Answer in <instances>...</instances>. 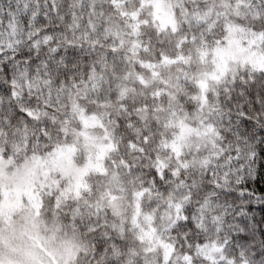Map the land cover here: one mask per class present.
Instances as JSON below:
<instances>
[{
	"label": "snow or ice",
	"instance_id": "snow-or-ice-1",
	"mask_svg": "<svg viewBox=\"0 0 264 264\" xmlns=\"http://www.w3.org/2000/svg\"><path fill=\"white\" fill-rule=\"evenodd\" d=\"M257 180L264 0H0V264H264Z\"/></svg>",
	"mask_w": 264,
	"mask_h": 264
},
{
	"label": "trees",
	"instance_id": "trees-1",
	"mask_svg": "<svg viewBox=\"0 0 264 264\" xmlns=\"http://www.w3.org/2000/svg\"><path fill=\"white\" fill-rule=\"evenodd\" d=\"M126 31V29H125ZM127 38V43L130 45L133 44L132 41L134 39H138V37H126ZM147 43V41H145V44ZM134 45V44H133ZM135 50L134 51H139L141 57L145 58L147 60V58L152 57L153 56V51H148V52H143L141 51L136 45H134ZM167 63V62H165ZM161 68H163V65H161ZM135 79V78H134ZM134 81V80H133ZM129 101L135 100L139 98V89H137L136 93H131L129 96ZM249 187H253V185H249ZM254 187L258 190V191H264V181L262 180H257L256 184L254 185ZM255 214H256V219L259 220L261 218V211L259 209L254 210Z\"/></svg>",
	"mask_w": 264,
	"mask_h": 264
},
{
	"label": "rangeland",
	"instance_id": "rangeland-1",
	"mask_svg": "<svg viewBox=\"0 0 264 264\" xmlns=\"http://www.w3.org/2000/svg\"><path fill=\"white\" fill-rule=\"evenodd\" d=\"M97 2L99 3L100 0H97ZM111 28H112V30H116V25H114V24L111 25ZM124 48H125V54H129V53L127 52L128 49H132L133 51L135 50V47H134L133 44L130 45V43H129V44L127 43V38H125V45H124ZM133 80H134V77H130L129 80H128V82H127V86H128V88H129L128 96L132 93V92L130 91V89L133 87Z\"/></svg>",
	"mask_w": 264,
	"mask_h": 264
}]
</instances>
